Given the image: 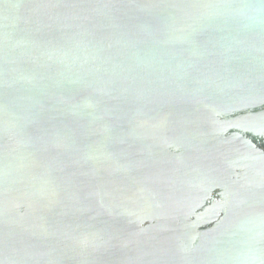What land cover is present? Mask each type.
Segmentation results:
<instances>
[{"label":"water","instance_id":"95a60500","mask_svg":"<svg viewBox=\"0 0 264 264\" xmlns=\"http://www.w3.org/2000/svg\"><path fill=\"white\" fill-rule=\"evenodd\" d=\"M243 2L194 26L183 9L154 14L136 0H0V70L5 65L12 79L10 100L40 125L58 171L78 183L74 264H107L114 244L92 173L78 159L89 129L76 118L122 122L199 105L227 113L264 104V0ZM60 101L69 102V117L57 125ZM246 167L261 182L233 190L197 264H264V155ZM30 249L13 242L0 250V264H42Z\"/></svg>","mask_w":264,"mask_h":264},{"label":"flooded vegetation","instance_id":"af4514ba","mask_svg":"<svg viewBox=\"0 0 264 264\" xmlns=\"http://www.w3.org/2000/svg\"><path fill=\"white\" fill-rule=\"evenodd\" d=\"M226 6L236 9L244 2L229 0ZM11 81L3 65L0 112L12 125L2 139L16 133L19 142L17 151L0 150V250L18 240L28 243L31 257L38 252L42 264H74L81 247L73 237L78 183L58 171L54 152L38 135L40 125L10 100ZM54 105L58 125L69 117V102ZM260 113L264 104L227 113L199 105L176 121L166 119L160 129L151 124L157 116L122 122L77 117L88 125L87 146L101 140L103 147L83 148L78 159L92 173L97 205L114 240L107 264H197L201 240L226 216L233 190L261 182L246 165L264 155V133L242 124L247 116L260 120ZM137 119L143 124L136 127ZM95 124L100 129L92 134ZM9 205L20 213H9Z\"/></svg>","mask_w":264,"mask_h":264},{"label":"rangeland","instance_id":"374dc122","mask_svg":"<svg viewBox=\"0 0 264 264\" xmlns=\"http://www.w3.org/2000/svg\"><path fill=\"white\" fill-rule=\"evenodd\" d=\"M140 1L145 9L150 11V13L154 14H160L163 10L167 11L169 10L171 13L173 11L178 12L179 10L183 9L185 13L188 12L187 17L192 24L198 25L201 21L204 19L210 17L215 11L225 8L227 5L228 0H136ZM231 2V1H230ZM232 3V2H231ZM184 7V8H183ZM185 21V20H184ZM180 23V21H178ZM181 26H184L183 24ZM180 32H185L190 30V28L182 27L179 29ZM90 109L86 110V112H90ZM4 114L0 112V126L4 128V132L0 131V150L6 151V152H14L17 151V146L19 142V135L14 133L10 138H4L2 139L3 134L5 133V129L10 127L12 125V121L10 118H7V116H3ZM184 115V114H183ZM181 113L173 111L172 113H167L165 110L161 113V115L158 117L157 120H153L151 124H154V128L160 129L162 127V124H165L166 119L167 120H177L178 116H183ZM260 120L258 118H253V116H247L251 119H247L242 121V124L250 125V126H260L261 129H259V133H264V130L262 128L264 125V113H260ZM184 117V116H183ZM92 118V119H91ZM90 120L96 119L95 116L91 117ZM253 118V119H252ZM155 121V122H154ZM142 119H137L135 124L137 127L138 123H141ZM150 123V121H149ZM150 124V125H151ZM100 129V124H95L93 126V132L92 134H97L98 130ZM262 130V131H261ZM107 134V133H106ZM7 135V134H6ZM104 136V134H103ZM102 136L101 139H104ZM96 140L89 141L88 143V151H99L102 147V144L100 141L98 143H95ZM101 144V145H100ZM21 149V148H20ZM246 184V183H245ZM244 184V185H245ZM46 193L48 188H43ZM54 197V196H53ZM52 198L51 200H53ZM9 213L17 214L20 213V210L16 205H9L8 207Z\"/></svg>","mask_w":264,"mask_h":264},{"label":"bare ground","instance_id":"6f19581e","mask_svg":"<svg viewBox=\"0 0 264 264\" xmlns=\"http://www.w3.org/2000/svg\"><path fill=\"white\" fill-rule=\"evenodd\" d=\"M189 31V30H188ZM188 31H185V32H183V33H187Z\"/></svg>","mask_w":264,"mask_h":264}]
</instances>
